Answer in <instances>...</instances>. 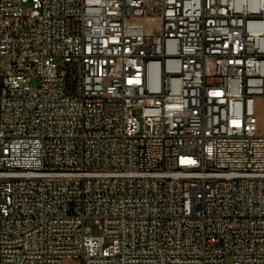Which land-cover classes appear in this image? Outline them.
<instances>
[{
	"label": "built area",
	"instance_id": "built-area-1",
	"mask_svg": "<svg viewBox=\"0 0 264 264\" xmlns=\"http://www.w3.org/2000/svg\"><path fill=\"white\" fill-rule=\"evenodd\" d=\"M27 2L0 0V264H264V0Z\"/></svg>",
	"mask_w": 264,
	"mask_h": 264
},
{
	"label": "rangeland",
	"instance_id": "rangeland-1",
	"mask_svg": "<svg viewBox=\"0 0 264 264\" xmlns=\"http://www.w3.org/2000/svg\"><path fill=\"white\" fill-rule=\"evenodd\" d=\"M31 5H32L31 0H28V2L24 4V7H25V8H28V7H30ZM85 223H86V226L89 227V228H91V230H92L94 233L99 232L98 225H97V223L95 222L94 219H92V218H88V219H86ZM232 263H233V259H232V258H227V259H226L225 264H232Z\"/></svg>",
	"mask_w": 264,
	"mask_h": 264
},
{
	"label": "bare ground",
	"instance_id": "bare-ground-1",
	"mask_svg": "<svg viewBox=\"0 0 264 264\" xmlns=\"http://www.w3.org/2000/svg\"><path fill=\"white\" fill-rule=\"evenodd\" d=\"M223 180H230V171H223Z\"/></svg>",
	"mask_w": 264,
	"mask_h": 264
}]
</instances>
